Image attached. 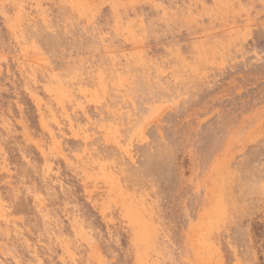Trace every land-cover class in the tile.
<instances>
[{
    "label": "rangeland",
    "instance_id": "rangeland-1",
    "mask_svg": "<svg viewBox=\"0 0 264 264\" xmlns=\"http://www.w3.org/2000/svg\"><path fill=\"white\" fill-rule=\"evenodd\" d=\"M0 264H264V0H0Z\"/></svg>",
    "mask_w": 264,
    "mask_h": 264
}]
</instances>
